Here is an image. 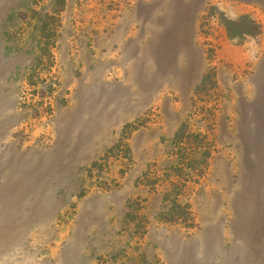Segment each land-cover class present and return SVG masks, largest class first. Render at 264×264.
I'll return each mask as SVG.
<instances>
[{"label": "rangeland", "instance_id": "374dc122", "mask_svg": "<svg viewBox=\"0 0 264 264\" xmlns=\"http://www.w3.org/2000/svg\"><path fill=\"white\" fill-rule=\"evenodd\" d=\"M0 264H264V0H0Z\"/></svg>", "mask_w": 264, "mask_h": 264}]
</instances>
